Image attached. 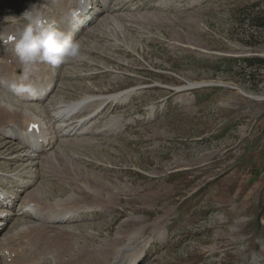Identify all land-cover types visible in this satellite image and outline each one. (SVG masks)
I'll return each instance as SVG.
<instances>
[{
	"label": "rangeland",
	"instance_id": "374dc122",
	"mask_svg": "<svg viewBox=\"0 0 264 264\" xmlns=\"http://www.w3.org/2000/svg\"><path fill=\"white\" fill-rule=\"evenodd\" d=\"M74 1L47 6L54 26ZM28 2L0 0V39L3 29L25 23L6 18H20ZM94 13L74 38L80 55L65 60L56 94L80 102L134 91L92 119L98 123L87 136L94 144L72 145L57 171L43 169L60 177L77 155L74 186L52 179L44 193L53 203L74 193L100 196L109 208L82 209L80 220L68 224L83 234L75 244L117 251L147 243L133 264H264V0H111ZM248 58L263 63L251 69ZM190 84L210 85L183 89ZM112 116L122 118L121 130L97 132ZM13 145L0 134V176L24 172L8 161ZM13 186L15 196L25 197ZM86 200L76 203L97 207ZM7 210L0 213L6 217ZM7 224L0 239L19 226ZM92 250L86 264L114 261Z\"/></svg>",
	"mask_w": 264,
	"mask_h": 264
},
{
	"label": "bare ground",
	"instance_id": "6f19581e",
	"mask_svg": "<svg viewBox=\"0 0 264 264\" xmlns=\"http://www.w3.org/2000/svg\"><path fill=\"white\" fill-rule=\"evenodd\" d=\"M34 1L41 2L36 8L53 24V21L48 19L45 11L47 6L52 2H56V0H29L26 10L31 8L29 5H32ZM109 1L101 0L102 8L108 6ZM89 4H91V1L87 0V4L83 6L76 22H72L71 12L81 8L80 0L74 1L71 6L64 8L58 18L59 20L56 21V25H60L62 31L72 34L74 38L76 29L78 26L80 27V23L83 24L81 18L89 11ZM107 13L112 12L107 11ZM114 18L115 16L112 17V19ZM99 24L101 25V23ZM71 26L75 29L72 30ZM15 31L17 29L14 27L2 30L3 46L1 49L3 51L0 53V63H2L0 66V81L6 77L9 78L4 85L0 83V134H6L10 136L9 138H13V140H6L7 144H14V147L10 149L11 157L8 158V161L18 169H24V172L18 173L16 172L17 169L14 168L12 170L15 173L14 176H9L7 173L5 176H0V182L14 183L19 188L17 191L25 193V197L16 195L13 198V192L11 191L15 189L13 184L10 185V187H13L11 190L7 189L8 187H0V208L13 209L14 212L12 214L7 210V214H11V218L8 215L4 217L5 211H3V214L0 213V231L10 219L19 224L12 234L5 235L0 239V264H48V260L52 264H86L88 263L87 253L90 249H94L92 251L95 252H97L95 249L99 250L97 252L98 256L108 253L110 259L114 257L111 264L135 263L144 254L147 243L142 244V248L139 243L133 245L130 243L117 251L106 248L107 246L81 247L77 243L75 244L83 234L76 232L75 228L68 224L76 221L73 219L82 213V209L87 211L100 206L106 207L107 205L104 206L100 202L102 200L99 199L100 196L88 199L87 196L84 197L74 193L69 199H58L53 203L44 193L45 186L51 183L52 179L63 181L70 188L74 186L69 180L76 177L74 165L77 163L75 160L77 155L70 158L73 168L59 172L60 177H56V174L51 175L50 171H47L46 174L43 172V169L48 170L51 167L55 168L54 172L57 171L61 161L68 160V153L71 152L69 149L72 150V145L79 148L94 144L92 137L90 138L87 135L95 131V126L98 123L92 120L95 111L112 100L125 103L130 99L133 92H122L112 97L109 96V98L87 96L82 98L83 100L80 99L82 100L80 102L78 100L73 102L62 100L56 93L51 96L58 82L59 70L55 67L59 64L52 65L41 61L32 65L28 73L27 83L30 84L32 80L37 85L35 99H28L32 95L29 93H13L8 85L14 81L18 82L24 71V66L18 61L15 54L14 43L9 42L7 39L8 35ZM17 71L19 72L18 75ZM4 90L10 97L7 96ZM44 97H46V101L42 102ZM4 98L10 100L5 101ZM84 113L87 115H82ZM39 114L43 118L39 117ZM81 115L84 117H81ZM122 121V118L112 116L106 122L105 120L99 122V124H102V129L96 130L108 136L119 131L122 127ZM31 124H40L41 132L39 134L29 133L28 128ZM78 172L84 175L80 168ZM1 189H5L6 193ZM5 194L8 197H5ZM84 199L90 200L97 207L80 206L76 203L82 202ZM87 200L84 202H87ZM104 200L106 201V199ZM16 202L18 207L15 209ZM103 207L101 210L107 211L109 209L108 206L105 209ZM139 234L140 232H137L132 240H138L136 236ZM120 236L121 233L119 232L118 239H120ZM160 238H165L163 232ZM107 260L103 257L98 264H108Z\"/></svg>",
	"mask_w": 264,
	"mask_h": 264
},
{
	"label": "clouds",
	"instance_id": "9594fccd",
	"mask_svg": "<svg viewBox=\"0 0 264 264\" xmlns=\"http://www.w3.org/2000/svg\"><path fill=\"white\" fill-rule=\"evenodd\" d=\"M80 4L81 8L73 10L70 14L72 22H76L87 0H80ZM6 20L25 21L19 30L7 37L9 42L14 43L18 61L24 66L20 80L8 85L15 94H34L35 89L27 83L32 65L41 61L58 65L66 59L78 58L80 55L79 42L73 39L72 34L59 30L51 24L34 5L20 18L7 17ZM0 42H3L2 39ZM0 83L6 82L0 81Z\"/></svg>",
	"mask_w": 264,
	"mask_h": 264
},
{
	"label": "trees",
	"instance_id": "16d2710c",
	"mask_svg": "<svg viewBox=\"0 0 264 264\" xmlns=\"http://www.w3.org/2000/svg\"><path fill=\"white\" fill-rule=\"evenodd\" d=\"M255 16H257V15H255ZM252 17V22H253V19H255V18H257V17ZM261 18L262 17H258V19H259V21L260 22H262V20H261ZM251 22V23H252ZM254 23V22H253ZM260 25H261V23H260ZM262 27H264V23H262V25H261ZM245 60V62H246V64H247V67H249V68H251V69H254V66H255V68H257L256 67V65L258 64V63H263V61H262V59H256V58H248V59H244ZM254 74V73H253Z\"/></svg>",
	"mask_w": 264,
	"mask_h": 264
},
{
	"label": "water",
	"instance_id": "95a60500",
	"mask_svg": "<svg viewBox=\"0 0 264 264\" xmlns=\"http://www.w3.org/2000/svg\"><path fill=\"white\" fill-rule=\"evenodd\" d=\"M210 84H198V85H191V88H201V87H208Z\"/></svg>",
	"mask_w": 264,
	"mask_h": 264
},
{
	"label": "snow or ice",
	"instance_id": "6c2138e0",
	"mask_svg": "<svg viewBox=\"0 0 264 264\" xmlns=\"http://www.w3.org/2000/svg\"><path fill=\"white\" fill-rule=\"evenodd\" d=\"M34 127V126H33Z\"/></svg>",
	"mask_w": 264,
	"mask_h": 264
}]
</instances>
